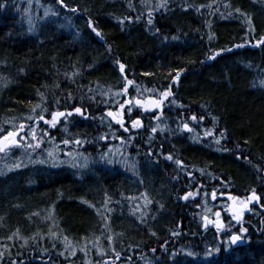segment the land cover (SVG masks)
<instances>
[{
	"label": "trees",
	"instance_id": "1",
	"mask_svg": "<svg viewBox=\"0 0 264 264\" xmlns=\"http://www.w3.org/2000/svg\"><path fill=\"white\" fill-rule=\"evenodd\" d=\"M161 2L64 0L68 9H78L73 13L56 0H0V135L25 123L35 126L43 141L39 149L22 146L19 154L0 159L5 168L0 170V264H85L84 258L87 264H103L105 258H113L112 264H264V236L211 257L206 253L212 237L206 235L198 245L201 217L211 208L213 191L239 196L255 189L264 207V87L259 85L264 46H253L264 36V0H167V8L156 10ZM49 8L59 15L45 17ZM124 17L133 22L121 25ZM245 17L251 18L252 30ZM89 18L103 40L92 33ZM217 51L221 54L209 60ZM117 60L134 81L127 96L115 95L125 84ZM177 71L179 79L173 83ZM169 88L173 95L159 120L153 118L159 112L137 107L129 117L126 106L125 132L105 115L118 111L117 100L134 105L135 99L158 98L160 90ZM69 94L72 99H65ZM36 104L47 108V119L52 111L76 106H82L84 116L73 112L50 128L26 119L41 114V109L32 111ZM137 117L143 127L133 129L131 118ZM183 123L193 131L183 130ZM205 131L213 135L205 136ZM20 135L27 137L22 144L31 141L28 127ZM75 139L85 142L63 143ZM50 150L64 163L52 166ZM67 152L82 154L80 166L70 165ZM15 161L20 168L11 167ZM135 162L149 171L144 179L135 177ZM173 182L193 197L183 203L173 195ZM142 193L153 203L145 207ZM106 197L111 212L104 205ZM136 205L140 211L133 214ZM141 212L147 213L143 221L138 219ZM34 213L45 218L38 221ZM121 233L128 235L119 242ZM65 236L87 254L78 249L75 256L60 255ZM153 248L157 259L149 252ZM182 249L197 256L188 257Z\"/></svg>",
	"mask_w": 264,
	"mask_h": 264
},
{
	"label": "snow or ice",
	"instance_id": "2",
	"mask_svg": "<svg viewBox=\"0 0 264 264\" xmlns=\"http://www.w3.org/2000/svg\"><path fill=\"white\" fill-rule=\"evenodd\" d=\"M56 3L59 4L62 8H66L67 10L75 13L78 11V9L76 7H72L70 9H68L67 5L64 3V0H56ZM131 7V5H130ZM168 4H167V0H163V2L158 3L155 5V9L159 10L160 8H167ZM201 7H204L203 5ZM208 8H211L212 5L209 4L207 5ZM227 7V6H226ZM187 10V9H185ZM217 11H219V9H217ZM236 12L239 13L241 16H244V13L241 12V10L239 8L236 9ZM48 15L51 16H58L59 13L52 10L51 8L46 9L45 11V17H47ZM152 11H149L147 13V24L151 25L153 23V19H152ZM224 14L221 13V16H223ZM229 16L232 15L231 12L228 13ZM137 20L140 19V17L138 16L136 18ZM247 25L249 27V30H252V20L250 17H245ZM125 21H127L128 23H132L133 19L131 17H124L122 19H120L118 22L123 25L125 23ZM89 28L91 29L92 33L95 34L96 37H99L101 40H103V36L101 31H99L95 26H94V22L92 21L91 18H89V20L87 21ZM28 24H29V30H32V20L31 18L28 19ZM158 31V30H157ZM211 36H209V39L211 40ZM173 39H176V37H173ZM254 47L260 48L261 46H264V36L258 38L256 40V43L253 45ZM236 48H241L244 47L243 44H237L235 45ZM228 51H231L232 49L229 48L227 49ZM221 53L219 51L215 52L212 55L208 56L209 60H214L216 58V56H219ZM119 66V71L122 74L125 84L123 87V91L121 92H116L115 95L116 96H120V95H124L127 96L128 95V88L129 86L134 84V81L131 79H128L126 75H124L125 73V65L123 63H121L119 60H117L116 62ZM145 75H149V73H144ZM179 75L180 72L177 71L176 73V77L173 80V83H175L178 79H179ZM259 85L261 87H264V79H261L259 81ZM89 91H91V89H89ZM173 95V93L171 92L170 88L169 89H163L160 90L158 98H149L146 101L145 100H141V99H135L134 105H133V101L132 100H128L125 99L123 102L120 101H116V104H118L119 109L118 111H113V110H108L105 115L109 118H111V121L114 122L115 124L119 125L121 128L124 129L125 132L128 131V128L125 127V118H124V109L126 106H128L127 111H128V116L131 117V112H132V108L133 107H137L142 109L145 112H159V115H155L153 118L156 120H159L161 118V115L163 113V106L165 104V101L169 100V97H171ZM44 99L43 94H41V100ZM65 99H72L71 94L68 95V97H66ZM57 104H59V100L55 101ZM172 104H175L176 101L173 99L170 101ZM36 109H41V114L38 117L35 116H28L26 119L31 121V120H36V122L38 123L39 121H43L44 124L48 125L50 128H55L57 126L58 123H60L61 119H66L67 117H70L73 115V112L75 114L84 116V111H82V106H76L74 107L73 110L70 111H52L51 112V118L50 119H45V116L43 115V112L47 111V108H42L41 104H36L35 108L32 110L33 112L36 111ZM87 118V117H85ZM191 120L192 121H196L197 117L195 115L191 116ZM203 117L200 118V121L202 122ZM26 127L29 128L30 130V134H31V141H36L35 143H32L31 141H28L26 143L25 142L27 140L26 136H21L20 133L24 132ZM131 127L133 129L136 128H140L143 127V123L142 120L137 117V118H131ZM158 127V126H157ZM182 129L186 130L188 132H192L193 129L189 127L188 123H183L182 125ZM67 129H65L66 131ZM157 131L156 127L152 128V132L155 133ZM161 131H163V129H161ZM4 129L2 127H0V133H3ZM44 136H48L49 133L47 131L43 132ZM205 136H212L213 132L212 131H205L204 133ZM17 136H20V139L17 140ZM220 137H224V133L221 132L220 133ZM106 137H101V139H105ZM85 141H82L81 139H75L74 141H69V140H64L63 143L65 145H68L69 143H75V144H82ZM123 142V141H122ZM41 143H43V141L41 139H38L36 136V127L35 126H29L26 125L25 123H20L18 126L16 124L12 125L11 130H8L6 132V134L0 135V153H5L6 155L9 154L12 150V148L16 147L19 148L21 146H24L26 148L29 149H39L41 147ZM215 143L216 144H220L221 140L220 139H215ZM247 143V142H246ZM225 151H227V149H224ZM109 152H111V150H109ZM65 155L69 156L71 159L69 161L70 165L72 167H78L80 166L78 164V157H81L82 154L81 153H73V152H67L65 153ZM47 156L52 160V166H58L61 163H64V161H59L57 159V157L54 155L53 151H48L47 152ZM86 161V158H84ZM102 159L105 160L108 164H112L113 161L111 159H107L106 156H102ZM166 159H168L169 161L173 160V157L171 155H168L166 157ZM175 164L180 166L182 164V162L179 159H176ZM85 167L87 166V164L85 163L84 165ZM11 167L14 168H20L21 167V163H15L13 164ZM11 170V169H10ZM144 196V201H145V207H147L148 205L152 204L153 201L151 199H149L147 197L146 194H141ZM207 195V194H206ZM190 197H193V193L192 192H188L186 193L183 197H181L183 200L187 201ZM127 199L129 200H135L137 199V197H128ZM211 199L213 201H215L217 199V193L215 191H213L211 193ZM228 199L230 201H233L234 203L232 204V206H230V208L228 209L232 220H234L237 224H241V227L239 228V232L238 233H232L227 241L221 240V244L226 243L229 247V249L236 245L238 242L242 241L245 238V235L247 233V228L242 226V221H243V217L245 212L247 211H251L250 209V205L253 202H259L260 201V197L256 194V190L253 189L251 191V194L246 198V199H241L239 197L236 196H228ZM109 203V198L106 197L105 199V207L107 209L108 212H111L112 209L107 208V205ZM90 207H92V205H89ZM161 207H163L161 205ZM140 211V206L136 205V208L133 211V214H135V212H139ZM210 211V210H209ZM34 215H36L34 213ZM147 215L146 212H141L140 216L138 217L139 220L143 221L144 217ZM215 215V220H210L209 217L207 215H205L202 219H203V224L202 227L204 228V230H207L209 225L211 224L212 226L215 227L217 234L219 235L221 232L226 231L225 229V225L224 222L221 220V212L220 211H216L214 213ZM105 219H107V217H105ZM105 227H107V225H105ZM174 236L176 235H180L179 232H173L172 233ZM17 233H13V236H16ZM53 236H55V233H52ZM152 235H155V233L153 232ZM9 239H12V237H9ZM99 238H97L98 240ZM108 241L111 244L112 243V237L108 236ZM64 251L65 252H70V254L72 256L76 255V249L72 246L71 242L68 240V238L65 236L64 237ZM25 243H27V241H25ZM81 251H85L86 253V249L85 248H81ZM153 252H156V249L153 248L152 249ZM166 251V248H165ZM182 252H184V250H181ZM221 251L220 247H215L214 249H208L207 253H206V257H211L214 254H218ZM98 254L103 256L104 252L103 251H98ZM60 255H64V252H61ZM116 257L119 258V253H115ZM172 257L175 258L177 253L173 252ZM184 255L188 256V257H196L197 253L193 252V251H186L184 252ZM4 258V253L0 252V261H3ZM11 264H16V261H11ZM21 264H23V262H21ZM103 264H108V261H104Z\"/></svg>",
	"mask_w": 264,
	"mask_h": 264
},
{
	"label": "flooded vegetation",
	"instance_id": "3",
	"mask_svg": "<svg viewBox=\"0 0 264 264\" xmlns=\"http://www.w3.org/2000/svg\"><path fill=\"white\" fill-rule=\"evenodd\" d=\"M120 129H123V128L120 127ZM173 184L175 187L173 194L175 196H178V197H183L186 193H184V192L182 193V190L185 188H181L179 185H176L175 182H173ZM228 196H234V195H231V194L218 195L217 194V199L215 201H213L211 199V193H210V201H211L212 205L210 208V212L208 210L205 215H207L210 220H215L214 213L216 211H220L221 212V220L224 222L226 231L221 232L218 235L215 227L212 226L211 224L209 225L207 230H204V228L202 227V224H203L202 218L205 215H203L201 217V226H200V232H199V236H198L199 247L204 244V237L206 235H209V237L213 238V241H212L211 245L207 248V250L213 249L215 247H220L221 251L225 252V251H227V249L229 247L226 243L221 244V240L227 241L228 237L232 233H238L239 232V228L241 227V224H237L234 220H232L231 215L228 211V209L230 207V202H231L227 198ZM248 196L249 195L247 194V195H239L236 197H239L241 199H246ZM182 202L184 203L185 201L182 199ZM249 207H250L251 211L245 212L244 217H243V221H242V226L247 228V230H248L246 235H245V238L243 239L245 245L251 243V241L256 240L255 236H257V238L264 236V207L261 203V199L257 204L252 203ZM184 234L187 235L188 233L184 232ZM230 249L235 250L236 248L234 246H232ZM149 252L153 256V258L157 259L159 257V256H156V253L153 252L152 250H150ZM108 264H112V263L108 262Z\"/></svg>",
	"mask_w": 264,
	"mask_h": 264
},
{
	"label": "rangeland",
	"instance_id": "4",
	"mask_svg": "<svg viewBox=\"0 0 264 264\" xmlns=\"http://www.w3.org/2000/svg\"><path fill=\"white\" fill-rule=\"evenodd\" d=\"M1 75V74H0ZM5 79H7L6 77H2L1 78V80L3 81V84H5V85H7V83H8V81L7 80H5ZM7 82V83H6ZM20 148H22V146L21 147H19L18 149L16 148V147H14V148H12V152H10L9 154H5V153H0V159L3 157V158H5V157H13L14 156V154H19V152H20ZM6 159V158H5ZM123 159H120V162L122 163L123 161H122ZM10 161V160H9ZM15 163H18V161H15L14 162V164ZM84 165H85V163H84ZM5 168L3 167V166H0V170H4ZM145 169H144V167L143 166H141L138 162H135V167L133 168V173H134V175H135V177L136 178H138V179H140V178H142V179H144L143 177H144V175H141V173H142V171H144ZM146 186H147V190L151 193L152 191L149 189V184H147L146 183ZM149 186V187H148ZM105 205V204H104ZM101 209H105V207H101ZM35 218L38 220V221H42L44 218H45V216L43 217V214H36V216H35ZM43 222H45V221H43ZM124 235L125 236H127L128 235V233H124ZM122 233L120 234V237H119V242H122L123 241V239H125V237H123L124 236ZM63 250H64V242H62L60 245H59ZM72 246L76 249V250H78V249H81V248H85L84 246H81V245H79L78 247H75L73 244H72ZM86 249V248H85ZM81 251V250H80ZM62 252H64V255L65 254H68V255H71L70 254V252H65V251H62ZM82 252H84L85 253V251H82ZM101 256V255H100ZM99 256V257H100ZM139 256H141V255H137V257H139ZM114 260L113 258H110V260ZM123 260H124V258H122ZM142 259V258H141ZM104 260H107L106 258L104 259ZM83 261H85L86 263L85 264H87V261L85 260V258L83 259ZM119 262V261H118ZM117 262V263H118Z\"/></svg>",
	"mask_w": 264,
	"mask_h": 264
},
{
	"label": "bare ground",
	"instance_id": "5",
	"mask_svg": "<svg viewBox=\"0 0 264 264\" xmlns=\"http://www.w3.org/2000/svg\"><path fill=\"white\" fill-rule=\"evenodd\" d=\"M45 119H47V117H45ZM113 123H114V122H113ZM147 166H148V165H147ZM147 169H150V167H147ZM148 172H149L148 170H144V171H142L141 175H146V174H148ZM151 193H152V192H151ZM173 195H174V194H173ZM175 197H178V196H175ZM149 231L154 232V230H153V229H150V228H149ZM28 239H29L28 237L25 238V240H28ZM40 242H41L40 239H38V238L35 239V243H36V244H38V243L40 244Z\"/></svg>",
	"mask_w": 264,
	"mask_h": 264
},
{
	"label": "water",
	"instance_id": "6",
	"mask_svg": "<svg viewBox=\"0 0 264 264\" xmlns=\"http://www.w3.org/2000/svg\"><path fill=\"white\" fill-rule=\"evenodd\" d=\"M18 137V136H17ZM228 198V197H227ZM234 202L233 201H231L230 202V206H232V204H233ZM253 204H257V202H253ZM230 208V207H229ZM244 246V241L242 240V241H240V242H238L236 245H234V247L235 248H240V247H243Z\"/></svg>",
	"mask_w": 264,
	"mask_h": 264
}]
</instances>
